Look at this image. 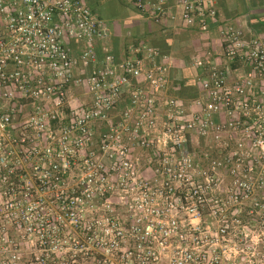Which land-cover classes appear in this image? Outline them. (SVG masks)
<instances>
[{
    "label": "built area",
    "instance_id": "built-area-1",
    "mask_svg": "<svg viewBox=\"0 0 264 264\" xmlns=\"http://www.w3.org/2000/svg\"><path fill=\"white\" fill-rule=\"evenodd\" d=\"M132 3L148 19L200 33L219 23L216 0ZM111 35V24L83 0H0V264H46L59 256L54 240L83 238L75 211L83 215L89 200L98 206L99 196L115 190L130 196L116 206L125 216L111 205L102 209L117 214L107 218L116 239L103 233L101 250L76 253L110 264L106 250L121 248L119 240L131 235L143 248L133 264H159V249L172 247L169 264H222L221 251L202 233L227 232V211L216 227L205 218L226 197L213 178L216 168L238 158L231 152L226 163L203 167L194 143L200 139L207 151L209 144L226 148L233 134L255 129L246 138L261 149L258 172L264 175V33L248 36L233 23L219 24L218 49L190 58L196 94L189 98L175 94L182 85L173 77L171 51L140 41L120 57L103 45ZM75 89L85 95L77 105ZM24 109L21 131L14 121ZM236 143L240 150L243 143ZM76 164L86 170L83 181L69 186L64 178ZM78 190L76 198L71 193ZM208 191L224 197L206 198ZM44 193L61 196L59 211L45 202L30 206L32 196ZM177 204L191 205L201 224L183 223L173 214ZM59 227L68 229L63 237ZM22 230L35 250L29 259L21 253ZM37 240L45 256L37 255ZM247 264H264V249H255Z\"/></svg>",
    "mask_w": 264,
    "mask_h": 264
},
{
    "label": "rangeland",
    "instance_id": "rangeland-1",
    "mask_svg": "<svg viewBox=\"0 0 264 264\" xmlns=\"http://www.w3.org/2000/svg\"><path fill=\"white\" fill-rule=\"evenodd\" d=\"M91 8L95 9V12L101 16L103 19L107 20L109 23L114 18L112 16L115 11L116 6L126 5L127 7L131 6V0H83ZM186 29V28H185ZM183 27H178L177 29L167 30L163 35H166V39L162 40L160 45L167 48L177 57V65L181 70L180 81L185 84V89L187 90L188 95L192 94V89L190 87H195L196 79L194 77V72L189 68L190 64L185 63V59L189 56V59L198 53L204 51L206 48L205 43L207 40L203 39L197 33L186 32ZM148 33L145 35L148 37L149 41L152 42L154 39L160 37L162 32L161 28L158 26V22L153 21L151 26L147 29ZM209 49V48H208ZM182 85V84H181ZM192 96H188L189 98ZM85 99L84 92L81 89H75L72 93L73 104H78ZM28 110L20 114L18 118L14 121L15 125H18L17 129L24 131L22 123L24 118L28 115ZM255 129L250 128L249 131L237 132L233 134L234 139L238 142L243 143L240 146V150L237 149L236 153L233 152L231 156L238 158L236 160L235 166L232 169H229L227 166H218L216 168L214 179L219 183V189L226 193V197L219 202V205L213 206L211 208V215H208L205 219L210 224V227H216V224H224L221 220L224 219L225 212L227 211L226 216L229 218L226 221L225 226L227 229L226 233L219 234L218 232L212 233H202V235H208L209 241L214 242V247H217L221 253L222 264H239L240 258H242L243 263L247 264L249 258H253V251L255 249L263 250L264 249V175L259 172L247 171L244 167L245 160L250 157V155L260 156L261 153L255 150V147L249 144L248 139L246 138L247 133L253 135ZM261 131L264 135V129L261 128ZM256 134V133H255ZM257 135V134H256ZM196 148H201V140L196 138L194 143ZM213 144H209V148L213 149ZM264 153V148L263 152ZM201 161V159H199ZM229 162V161H228ZM211 165H214L213 163ZM217 167V164H215ZM30 171V184L35 182V177L33 171L28 166ZM85 168L81 164H76L72 166L68 175L64 178V182L69 186H75L79 184L80 181H83ZM113 177H109V182L112 183ZM44 185V184H43ZM68 186V187H69ZM107 187V185H105ZM118 188V187H117ZM30 194H33V190L28 191ZM105 200V196H99L101 203L98 206H93L92 201L87 202V207H85L84 213L79 214L75 211L77 219L82 223V239H68L65 242H57L54 240V243L51 244L53 250L59 255H71L70 258H73L75 253L78 250H92V247L95 249L101 250L102 241L100 235L105 233L111 237V239H116V234L112 232L110 228V222H108V216H115V212L104 211V215L101 214L103 207L111 205V208L116 206L122 207L125 201H127L130 196H126L121 190H115L110 192L109 196ZM126 196V197H124ZM124 197V198H123ZM29 204L35 205L37 203H43L49 205L50 207H55L59 211V205L63 201L61 196H54L53 194H46L40 196H32L29 200ZM177 208V209H176ZM52 211V210H51ZM50 211V212H51ZM120 216H125L123 213L124 209H116ZM178 211V212H177ZM53 211L54 217H58V214ZM66 213V212H65ZM61 214L66 219H69V216L73 219L71 214ZM178 214V216L184 220L183 223H187L190 219L193 223V226L198 227L201 222L196 219V215L191 210V205L188 207H181L177 204L173 209V214ZM31 215V214H27ZM57 215V216H56ZM117 215V214H116ZM75 218V216H74ZM75 220V219H74ZM78 220L74 223H79ZM72 227H75V224H72ZM79 227L76 226V228ZM70 229H73L69 227ZM93 228L94 232L91 234ZM42 231V227L40 229ZM86 233L84 234V232ZM43 232V231H42ZM89 232L90 234H87ZM20 233V244L22 255L25 259H29L30 253L34 252L32 243L28 238L27 232L22 230ZM198 237L199 235L196 234ZM201 235V234H200ZM37 240V249L36 253L39 256H45V250L43 246L38 244ZM137 238H134L131 235L124 236L119 240L121 248L114 250H104L106 253L107 261L110 264H133L134 255L141 251L143 248L137 246ZM110 243V242H109ZM197 247V244H194ZM107 249H111V244H106L104 246ZM171 249H159L161 254V260L159 264H169ZM196 249V248H195ZM198 249H202V243L198 245ZM73 264V263H72Z\"/></svg>",
    "mask_w": 264,
    "mask_h": 264
},
{
    "label": "crops",
    "instance_id": "crops-1",
    "mask_svg": "<svg viewBox=\"0 0 264 264\" xmlns=\"http://www.w3.org/2000/svg\"><path fill=\"white\" fill-rule=\"evenodd\" d=\"M216 5L219 12V23L213 24L211 31L208 33H197L203 39L207 40L204 45L206 46L204 50H207L208 48L218 49L219 45L217 42L220 41L219 24L222 23H233L240 26L245 30L248 36H255L264 33V0H216ZM133 7L132 0L130 7H127L126 5L115 7L114 14L112 15L114 18L110 21L112 35L107 41H104L103 45L118 54L120 57H123L133 44H137L140 41H147L165 51H169L167 48L160 45L161 41L167 38L163 33L168 29H177L179 26H174L173 23L169 21L158 23V26L162 30L160 37L150 42L145 35L148 33L147 29L151 26L153 21L148 19L145 15L135 11ZM185 31L189 32L186 29ZM190 33L196 32L193 31ZM177 62V57H175V68L173 71L174 78H176V74H178L179 71L181 72ZM191 69L192 72H195L194 68L191 67ZM190 88L193 91L192 95H195L196 88ZM175 94L181 98L189 96L185 86H182V88Z\"/></svg>",
    "mask_w": 264,
    "mask_h": 264
},
{
    "label": "trees",
    "instance_id": "trees-1",
    "mask_svg": "<svg viewBox=\"0 0 264 264\" xmlns=\"http://www.w3.org/2000/svg\"><path fill=\"white\" fill-rule=\"evenodd\" d=\"M135 11H137L138 13H140L135 7H133ZM142 14V13H140ZM153 21V20H152ZM189 32H196L199 33V31L195 28H187L186 29ZM185 63L190 64V59L189 56L185 59ZM181 72L179 71L178 74H176V78L177 80H179V83L182 84V86H185L184 82L182 83L180 81V76H181ZM189 96H194V94L189 95ZM238 149V145L236 143V140H232L230 141V143L228 144V146L226 148H217L214 147L212 150L207 151L204 146H201V148H196L195 151L199 154V157L201 158V165L203 167H209L212 162H216V161H220L222 163H226L227 159H228V155L231 152H235V150ZM256 151H258L259 153L261 152V149H256ZM206 154V155H205ZM227 166L229 169H232L235 166V160L231 159V161L229 162ZM244 167L247 168H253L255 169L257 172L259 171V169L262 167V161L258 158V156L255 155H251L249 158H247L245 160V164ZM80 190L75 191L73 194L74 197L78 198L80 197ZM211 196L213 197H217V198H223L224 197V192H220V191H216V192H210L208 191L206 198H211ZM202 214L204 216H207V214L210 213L209 209H203L201 210ZM123 222V223H122ZM121 222V226L125 227L126 229L130 228V223H124V221ZM55 232H58L59 235H61V237H63V234H66L68 232V229L66 230L64 227H59L58 229H55ZM78 233V231H74L73 232ZM71 255H61V256H57L56 254H53L51 257L47 258L46 264H98V262L101 260L100 256H86L83 255L81 253H76L74 255L73 258H70Z\"/></svg>",
    "mask_w": 264,
    "mask_h": 264
}]
</instances>
